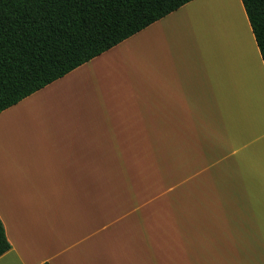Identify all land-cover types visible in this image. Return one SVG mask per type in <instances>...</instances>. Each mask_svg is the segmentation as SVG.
Listing matches in <instances>:
<instances>
[{
  "label": "crops",
  "instance_id": "obj_1",
  "mask_svg": "<svg viewBox=\"0 0 264 264\" xmlns=\"http://www.w3.org/2000/svg\"><path fill=\"white\" fill-rule=\"evenodd\" d=\"M207 1L0 113V221L10 244L0 264H264L248 184L231 163L264 145V92L247 98L236 147L219 113L236 108L238 89L264 76V64L233 0L256 56L225 38V72L214 71L212 47L200 41Z\"/></svg>",
  "mask_w": 264,
  "mask_h": 264
},
{
  "label": "trees",
  "instance_id": "obj_2",
  "mask_svg": "<svg viewBox=\"0 0 264 264\" xmlns=\"http://www.w3.org/2000/svg\"><path fill=\"white\" fill-rule=\"evenodd\" d=\"M192 1L0 0V113ZM240 1L264 64V0Z\"/></svg>",
  "mask_w": 264,
  "mask_h": 264
},
{
  "label": "rangeland",
  "instance_id": "obj_3",
  "mask_svg": "<svg viewBox=\"0 0 264 264\" xmlns=\"http://www.w3.org/2000/svg\"><path fill=\"white\" fill-rule=\"evenodd\" d=\"M217 15H214L216 13ZM220 12V14H219ZM225 14V15H223ZM223 15V17H221ZM228 15V16H227ZM227 16V17H226ZM218 23H217V20ZM246 21L243 17L242 9L233 0H208L206 5L203 8H200V41L202 40L206 49L209 50V47H212V60L214 62V71L219 73L225 72V57L227 54V49L225 45L231 46L226 39H230L234 48L236 47L239 50L245 52V56L248 57L247 53H249V47L243 45V37L241 35L242 31L248 37L250 41L251 47L253 49V43L250 38V34L248 31V27L246 25ZM244 26V27H243ZM244 28V29H243ZM245 29H247L245 31ZM240 30V31H239ZM242 30V31H241ZM240 33V34H239ZM203 35V36H202ZM235 38V41H233ZM222 42V44H218V41ZM238 45V46H237ZM246 47L245 49H242ZM216 47V48H214ZM254 51V49H253ZM247 52V53H246ZM250 57H252L251 53H249ZM255 78H253V82L250 83V86L247 85L246 88L238 89V92H241V95H238V101L236 108L233 107L229 111L219 112L222 115V120L225 122H229L228 127L230 129L229 137L230 146L236 147L237 141H241L242 138V127L244 125V121H246V112H248V101L247 98L252 95L253 92H264V79L263 77H259V71L254 73ZM260 78V80H258ZM262 82V83H261ZM263 89V90H262ZM244 90H248L250 93L244 94ZM241 100V101H240ZM241 102V103H240ZM242 105V106H241ZM234 118L237 119L234 122ZM235 124V125H234ZM243 125V126H242ZM236 128L238 131H236ZM243 128V129H244ZM221 131L224 132L225 128H221ZM235 129V131L233 130ZM244 140L252 141V139H248L246 135V131L244 130ZM243 139V138H242ZM237 140V141H236ZM243 140V142H244ZM251 148V147H250ZM262 149L264 150V145L262 144ZM262 149H258L257 145L250 149V154H246V158L244 155V159L242 158V153L238 152L236 158L231 161L234 166V169L237 173V178L241 183H247L248 196L250 201L252 202V208L254 213V220L258 222L259 233L264 235V164L263 159L262 162L256 158L259 155L261 160V155L264 156ZM259 153V154H258ZM261 178L260 183L262 184L259 188L257 181L258 178Z\"/></svg>",
  "mask_w": 264,
  "mask_h": 264
},
{
  "label": "bare ground",
  "instance_id": "obj_4",
  "mask_svg": "<svg viewBox=\"0 0 264 264\" xmlns=\"http://www.w3.org/2000/svg\"><path fill=\"white\" fill-rule=\"evenodd\" d=\"M244 27V26H243ZM244 29V28H243ZM247 29H245V31H246ZM240 31V30H239ZM242 31V30H241ZM240 34V33H239ZM245 34H247V31H246V33L244 32V31H242V33H241V35H242V37H243V45H245L246 47L248 46L249 47V53H251V55L252 56H256V54H255V52L253 51V49H252V47H251V44H250V41L248 40V37L245 35ZM245 47V48H246ZM247 50V49H246ZM247 53V52H246ZM249 53H247V55L248 56H250L249 55ZM251 58V57H250ZM250 60V59H249ZM253 60V59H252ZM256 62V61H255ZM256 67V66H255ZM254 69V68H253ZM251 73V72H250ZM259 77H263V74H262V72H261V69L259 70ZM258 80H260V78L258 79ZM262 81L264 80V79H261ZM262 83V82H261ZM264 88V87H263ZM263 90V89H262ZM260 93V92H259ZM260 97V96H259ZM252 99V98H251ZM249 108H250V106H248ZM253 108V107H252ZM256 116V115H255ZM260 117V116H259ZM250 119V118H249ZM245 130V129H244ZM248 132V131H247ZM250 132V131H249Z\"/></svg>",
  "mask_w": 264,
  "mask_h": 264
}]
</instances>
